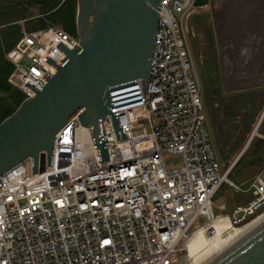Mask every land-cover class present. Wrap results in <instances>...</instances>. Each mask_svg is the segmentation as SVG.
<instances>
[{
	"label": "built area",
	"instance_id": "2783aa9c",
	"mask_svg": "<svg viewBox=\"0 0 264 264\" xmlns=\"http://www.w3.org/2000/svg\"><path fill=\"white\" fill-rule=\"evenodd\" d=\"M196 1L160 0L148 77L135 79L142 103L115 110L125 138L109 114L101 122L109 160L100 163L76 115L56 135L52 166L44 150L33 176L30 157L0 176V264H182L192 231L222 216L213 199L223 184L248 195L226 215L231 226L264 209V179L235 184L233 163L221 172L213 150L191 55V19L208 7ZM21 34L6 52L7 83L26 99L35 96L27 81L41 90L56 73L47 59H64L56 46L78 39L52 24ZM164 155L182 166L168 169Z\"/></svg>",
	"mask_w": 264,
	"mask_h": 264
},
{
	"label": "water",
	"instance_id": "95a60500",
	"mask_svg": "<svg viewBox=\"0 0 264 264\" xmlns=\"http://www.w3.org/2000/svg\"><path fill=\"white\" fill-rule=\"evenodd\" d=\"M160 0H76L75 35L78 46H56L65 57L41 90L35 92L0 122V176L26 158L32 176L38 156L47 152L52 166L59 130L77 115L90 127L100 163L108 159L101 122L109 114L116 139L125 138L115 110L142 103L136 84L147 80ZM264 116V110L255 126ZM2 182L0 180V186ZM184 257L182 258V262ZM206 264H264V221Z\"/></svg>",
	"mask_w": 264,
	"mask_h": 264
},
{
	"label": "rangeland",
	"instance_id": "374dc122",
	"mask_svg": "<svg viewBox=\"0 0 264 264\" xmlns=\"http://www.w3.org/2000/svg\"><path fill=\"white\" fill-rule=\"evenodd\" d=\"M28 1L29 0H0V46L2 49H5L2 38L3 30L10 26L13 20H15L14 17L8 16L10 12L7 10V7H16L18 5V8H23ZM232 2H234V0H208V8L203 11V14L191 19L194 31L198 34V38L196 39L198 43L192 42L191 44V55L200 81L207 117V126L211 135L213 150L220 165V171H225L243 151L235 161L233 165L234 168L231 170L232 172L228 175L231 181L235 184H240L250 180L254 176L260 175L253 166L252 151L255 146L254 144L249 146L247 142L264 110V99L257 100V98L252 95L242 102L235 103L231 97L240 93L264 91V77L258 82V77L264 74L262 70L264 63L263 65L261 64V69H259L255 77L244 80L228 81L235 85L241 82H251L252 84L250 83L245 87H230L224 75L222 66L223 58L220 49V39L228 37L221 35V28L230 26V23L235 22L238 26L237 33L240 34L242 31V36L244 38L245 31L241 26H244L250 19V25L252 20H258L259 13L264 11V7L259 9L260 4L264 3V1L255 0L253 10L248 14L246 13V8L250 6L244 4L246 8L242 10L240 15L234 18L233 13V16H230L231 19H226L228 21H226L224 25H221L218 16L224 11L229 10L230 12H234V10L231 9L234 7L231 6ZM37 12H41V9L39 8ZM251 13H256V15H252ZM30 15L31 14H26V17ZM26 20L27 19L17 18L15 22H18L17 24L20 26L21 31L30 32L39 28V26L36 25L37 20ZM20 21L21 23H19ZM224 29L226 30V28ZM250 35L254 36L252 44H249L252 45L250 47L256 48L258 57L264 55V50L262 51L260 47L263 41V33L253 30ZM237 40L238 37L234 39L236 42ZM255 44H257V46ZM227 46L225 49H227ZM4 59L7 61L6 53H4ZM0 97H6V94L0 93ZM248 104H250L251 107H247ZM163 161L168 169L182 166L181 156L164 155ZM260 176L264 179V174ZM247 199L248 195L235 192L225 184L221 186L213 199L214 213L222 214L217 222L218 230L221 232L227 230L225 227L228 221L226 215H228L236 205L246 203ZM220 205H224L225 209L222 211L217 209ZM194 255L195 253L191 254L189 251L182 264L189 263Z\"/></svg>",
	"mask_w": 264,
	"mask_h": 264
},
{
	"label": "flooded vegetation",
	"instance_id": "af4514ba",
	"mask_svg": "<svg viewBox=\"0 0 264 264\" xmlns=\"http://www.w3.org/2000/svg\"><path fill=\"white\" fill-rule=\"evenodd\" d=\"M244 4L250 7L246 8V5ZM254 5H255V0H238V2L237 0H234V2H232L231 4V6H234L233 8H231L234 10V12H230L229 10L224 11L222 14L218 16V19L221 25H224V23L228 21L226 19H229L231 15L233 16V13H234V18H235L236 16L242 13L243 9L246 8V13L248 14L251 12V10H253ZM262 7H264V3L260 4L259 9H261ZM23 8H25L27 10V13L31 14L32 17L39 16V12H37L39 7L34 6V5L30 7L27 4H25ZM252 15H256V13H253ZM28 19L29 18H27L26 21H28ZM257 19H258L257 21L252 20L251 25L249 22L251 20L250 19L244 26H241L242 29L245 31L244 38L242 36L243 35L242 31L240 34L237 33L238 26L237 24H235V22L230 23V26H225L224 28H226V30L224 28H221V35L228 37V38L223 37L222 39H220L221 40L220 49H221V56L223 58L222 66H223L224 75L230 87L237 88V87L248 86L251 82H243V83L241 82L235 85L234 83L231 84L228 81L244 80V79L253 78L256 76L259 69H261V64L263 65L264 63V55H261L260 57H258L257 55L258 52H256V48L255 47L251 48L250 46L252 45H249V44H252L253 37H254L253 35H250L251 31L254 30L257 32H261L263 33L262 35L263 41L260 47L262 51L264 50V11L259 13V17ZM234 37L236 38L238 37L237 42L234 41V39H236ZM255 45L257 46V44ZM226 46H227V49H225ZM262 70L264 71V67ZM263 77H264V74L259 76L258 82H260V80ZM252 95L255 96L257 100L264 99V91H256V93L255 92L240 93L237 95H233L231 99L235 103H237V102H242L246 100L247 97L252 96ZM247 107H251L250 104H248ZM251 144H254L255 146V148L252 151L253 166L257 169V172L259 174L263 175L264 174V116L260 124L257 126L256 132L253 134V137L249 143V146H251Z\"/></svg>",
	"mask_w": 264,
	"mask_h": 264
},
{
	"label": "trees",
	"instance_id": "16d2710c",
	"mask_svg": "<svg viewBox=\"0 0 264 264\" xmlns=\"http://www.w3.org/2000/svg\"><path fill=\"white\" fill-rule=\"evenodd\" d=\"M196 4L207 5L208 0H197ZM27 5L30 7L34 5L41 9V12H39L40 17L37 19L36 24L39 26L38 29L52 24L70 34H75L76 0H29ZM7 10L10 12L8 16L14 17L15 20L3 30L2 38L5 49L0 46V93L6 94V97H0V122L12 114L24 100L23 94L7 83V77L11 73L13 66L4 59V53L14 47L22 35L20 26L15 23L17 18L27 19L32 17V15L26 17V14H29L27 10L18 8V5L16 7L9 6Z\"/></svg>",
	"mask_w": 264,
	"mask_h": 264
},
{
	"label": "bare ground",
	"instance_id": "6f19581e",
	"mask_svg": "<svg viewBox=\"0 0 264 264\" xmlns=\"http://www.w3.org/2000/svg\"><path fill=\"white\" fill-rule=\"evenodd\" d=\"M219 217L214 219L209 226H202L192 231L186 242V254L189 251L195 255L187 264H206L231 244L243 237L264 221V209L245 223L239 226H231L228 221L226 231L221 232L217 228ZM211 231V232H210Z\"/></svg>",
	"mask_w": 264,
	"mask_h": 264
},
{
	"label": "crops",
	"instance_id": "0c3cea01",
	"mask_svg": "<svg viewBox=\"0 0 264 264\" xmlns=\"http://www.w3.org/2000/svg\"><path fill=\"white\" fill-rule=\"evenodd\" d=\"M242 152H243V151H242ZM242 152L238 155V157L242 154ZM238 157H237V158H238ZM237 158H236V160H237ZM236 160H235V161H236ZM235 161H234V162H235ZM234 162H233V165H234ZM231 164H232V163H231ZM231 164H230V165H231ZM233 168H234V167L232 166L231 170H232ZM231 170L229 171V174L232 172ZM257 173H258V172H257ZM229 174H228V175H229ZM260 175H261V174H260Z\"/></svg>",
	"mask_w": 264,
	"mask_h": 264
}]
</instances>
